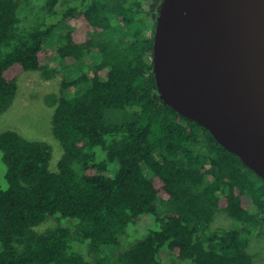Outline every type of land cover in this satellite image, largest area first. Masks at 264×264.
Segmentation results:
<instances>
[{"label":"trees","instance_id":"16d2710c","mask_svg":"<svg viewBox=\"0 0 264 264\" xmlns=\"http://www.w3.org/2000/svg\"><path fill=\"white\" fill-rule=\"evenodd\" d=\"M141 1L0 0V114L21 71L64 72L55 170L50 143L0 131V264L252 263L264 180L160 97Z\"/></svg>","mask_w":264,"mask_h":264},{"label":"water","instance_id":"95a60500","mask_svg":"<svg viewBox=\"0 0 264 264\" xmlns=\"http://www.w3.org/2000/svg\"><path fill=\"white\" fill-rule=\"evenodd\" d=\"M160 97L264 180V0H161Z\"/></svg>","mask_w":264,"mask_h":264},{"label":"rangeland","instance_id":"374dc122","mask_svg":"<svg viewBox=\"0 0 264 264\" xmlns=\"http://www.w3.org/2000/svg\"><path fill=\"white\" fill-rule=\"evenodd\" d=\"M161 0H142L141 8L145 17L154 22ZM70 24V22H69ZM67 21L61 23V29H67ZM51 53V48L49 49ZM64 72L58 71L52 77H45L41 70L21 71L17 76V91L13 103L0 114V131L13 129L29 139H42L50 143L52 158L50 168L56 169L62 153V147L52 131V115L55 104L48 100L51 94H59ZM57 220L49 218L37 227L38 231L57 225ZM151 223L150 216H144L132 228L135 234L142 233ZM212 224L232 225L233 220L224 213L217 212ZM248 251L253 260L250 264H264V230L253 239ZM162 264H191L188 260L176 258L168 249L161 251Z\"/></svg>","mask_w":264,"mask_h":264}]
</instances>
